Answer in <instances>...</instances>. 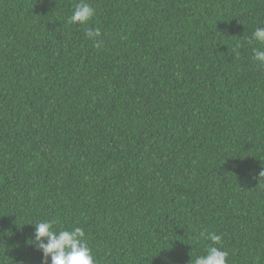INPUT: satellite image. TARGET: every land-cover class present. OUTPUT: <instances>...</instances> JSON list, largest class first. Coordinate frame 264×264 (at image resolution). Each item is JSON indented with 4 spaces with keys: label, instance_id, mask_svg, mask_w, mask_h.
Instances as JSON below:
<instances>
[{
    "label": "trees",
    "instance_id": "obj_1",
    "mask_svg": "<svg viewBox=\"0 0 264 264\" xmlns=\"http://www.w3.org/2000/svg\"><path fill=\"white\" fill-rule=\"evenodd\" d=\"M76 2L0 0V264L50 219L97 264H264V0Z\"/></svg>",
    "mask_w": 264,
    "mask_h": 264
},
{
    "label": "clouds",
    "instance_id": "obj_2",
    "mask_svg": "<svg viewBox=\"0 0 264 264\" xmlns=\"http://www.w3.org/2000/svg\"><path fill=\"white\" fill-rule=\"evenodd\" d=\"M96 10L87 0H77L68 18L70 24L87 25ZM89 40L97 41L100 29L89 28L85 32ZM256 41L264 45V27H257L249 38V43ZM239 47V44H237ZM253 60L264 67V48H253ZM253 179L264 183V168ZM56 220H44L31 223L35 226L33 246L41 252V264H97L92 249L89 247L86 233L81 227L54 228ZM200 238L207 241L203 253L192 259V264H227L228 251L223 248L222 237L214 232H201ZM165 264L170 261L165 258Z\"/></svg>",
    "mask_w": 264,
    "mask_h": 264
}]
</instances>
